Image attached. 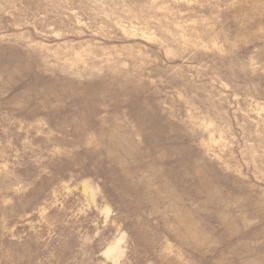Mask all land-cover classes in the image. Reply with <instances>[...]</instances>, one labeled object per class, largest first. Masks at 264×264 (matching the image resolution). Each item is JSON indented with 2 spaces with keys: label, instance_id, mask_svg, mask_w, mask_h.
I'll return each instance as SVG.
<instances>
[{
  "label": "rangeland",
  "instance_id": "rangeland-1",
  "mask_svg": "<svg viewBox=\"0 0 264 264\" xmlns=\"http://www.w3.org/2000/svg\"><path fill=\"white\" fill-rule=\"evenodd\" d=\"M0 264H264V0H0Z\"/></svg>",
  "mask_w": 264,
  "mask_h": 264
}]
</instances>
